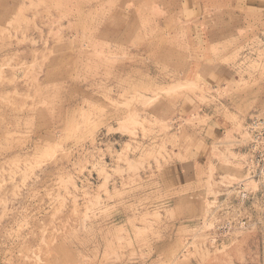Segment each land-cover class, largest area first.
I'll return each instance as SVG.
<instances>
[{
	"label": "rangeland",
	"instance_id": "374dc122",
	"mask_svg": "<svg viewBox=\"0 0 264 264\" xmlns=\"http://www.w3.org/2000/svg\"><path fill=\"white\" fill-rule=\"evenodd\" d=\"M0 264H264V0H0Z\"/></svg>",
	"mask_w": 264,
	"mask_h": 264
},
{
	"label": "bare ground",
	"instance_id": "6f19581e",
	"mask_svg": "<svg viewBox=\"0 0 264 264\" xmlns=\"http://www.w3.org/2000/svg\"><path fill=\"white\" fill-rule=\"evenodd\" d=\"M112 1V0H111ZM109 3V2H108ZM113 3H114V1H113ZM104 4V3H103ZM117 4V3H116ZM134 18H136V17H134ZM130 24V23H129ZM132 72V71H131ZM131 75V74H130ZM129 78V77H128Z\"/></svg>",
	"mask_w": 264,
	"mask_h": 264
}]
</instances>
